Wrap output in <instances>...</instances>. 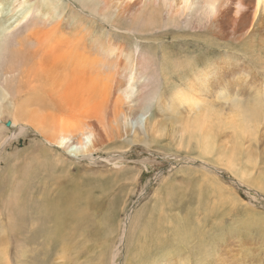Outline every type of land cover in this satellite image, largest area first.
<instances>
[{
    "label": "bare ground",
    "instance_id": "bare-ground-1",
    "mask_svg": "<svg viewBox=\"0 0 264 264\" xmlns=\"http://www.w3.org/2000/svg\"><path fill=\"white\" fill-rule=\"evenodd\" d=\"M263 49L264 0H0V264H53L46 254L73 213L103 209L113 194L97 200L91 181L114 188L109 179L123 171L107 165L130 162L138 145L151 151L168 139L160 153L171 144L186 159L181 149L206 154L216 136H236L233 149L248 152L236 127L220 121L217 132L212 114L188 119L180 108L194 92L243 103L252 89L240 83L258 79L249 61ZM245 121L256 123L253 114Z\"/></svg>",
    "mask_w": 264,
    "mask_h": 264
},
{
    "label": "rangeland",
    "instance_id": "rangeland-1",
    "mask_svg": "<svg viewBox=\"0 0 264 264\" xmlns=\"http://www.w3.org/2000/svg\"><path fill=\"white\" fill-rule=\"evenodd\" d=\"M262 54L264 49L249 61L258 79L240 83L252 89L243 103L220 96L210 102L203 94L192 92L194 95L180 108L190 115L188 119L197 114L196 110L204 119L212 114L217 132L220 121L236 127L229 129L248 136L244 139L249 140L248 152L233 149V144L239 142L236 136H216L213 150L206 154L197 150L188 155L181 149L178 155L186 159L178 157L171 144L169 152L160 153L168 139L150 141L151 151L138 145L142 149L131 150L130 162L107 165L108 171H123L109 179L115 183L114 188L104 190L100 183L91 181V195L97 200H104L110 190L113 194L103 209L73 213L71 223L66 225L67 236L60 232L55 248L57 252L61 244L70 245V252L59 257L52 250L46 254L51 255L50 261L109 264L107 256L117 251L115 264H264V56L257 62ZM176 73L173 77L179 80L180 72ZM186 74L192 77V69ZM183 84L176 88H184ZM246 105L252 112H247ZM249 114L255 116L253 125L246 124L245 116ZM181 123L175 125L172 143L180 138ZM244 126L247 127L242 131ZM183 141L192 147L196 143L190 131L183 134ZM147 157L162 164L144 163L142 158ZM196 157L204 168L192 162ZM138 169L142 179L136 183L130 170ZM44 175L47 174H40ZM40 179L36 172L32 185ZM60 235L68 244L62 243Z\"/></svg>",
    "mask_w": 264,
    "mask_h": 264
}]
</instances>
